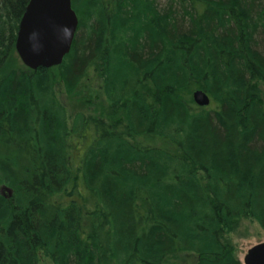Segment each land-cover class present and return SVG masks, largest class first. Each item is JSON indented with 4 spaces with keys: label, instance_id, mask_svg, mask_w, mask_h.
<instances>
[{
    "label": "trees",
    "instance_id": "obj_1",
    "mask_svg": "<svg viewBox=\"0 0 264 264\" xmlns=\"http://www.w3.org/2000/svg\"><path fill=\"white\" fill-rule=\"evenodd\" d=\"M29 3L0 0V264H241L228 237L264 230V0H72L70 53L36 71ZM92 72L106 107L69 125L56 83Z\"/></svg>",
    "mask_w": 264,
    "mask_h": 264
},
{
    "label": "water",
    "instance_id": "obj_2",
    "mask_svg": "<svg viewBox=\"0 0 264 264\" xmlns=\"http://www.w3.org/2000/svg\"><path fill=\"white\" fill-rule=\"evenodd\" d=\"M78 26L72 0H30L16 41L19 59L33 71L59 67L72 49ZM193 101L201 108L211 104L202 90L193 93ZM5 190L12 195L11 190ZM243 264H264V243L251 247Z\"/></svg>",
    "mask_w": 264,
    "mask_h": 264
},
{
    "label": "rangeland",
    "instance_id": "obj_3",
    "mask_svg": "<svg viewBox=\"0 0 264 264\" xmlns=\"http://www.w3.org/2000/svg\"><path fill=\"white\" fill-rule=\"evenodd\" d=\"M102 82L96 79L94 72L79 85L77 90L69 95L63 84L58 80L55 87V94L59 102L64 106L68 115L69 125H73L74 119L79 113L99 115L106 107L105 98L101 91ZM3 189V194L7 191ZM12 195L13 192L11 191ZM230 247L234 257L243 264L247 251L260 243H264V230L256 222L243 220L238 229L229 237ZM39 264H53L52 261L39 253ZM196 256L192 254H182L178 257L170 258L166 264H195Z\"/></svg>",
    "mask_w": 264,
    "mask_h": 264
}]
</instances>
